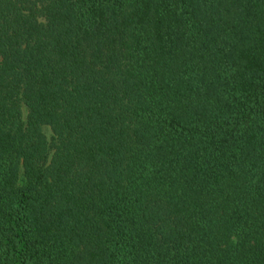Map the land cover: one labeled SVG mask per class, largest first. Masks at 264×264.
<instances>
[{
	"label": "trees",
	"instance_id": "trees-1",
	"mask_svg": "<svg viewBox=\"0 0 264 264\" xmlns=\"http://www.w3.org/2000/svg\"><path fill=\"white\" fill-rule=\"evenodd\" d=\"M0 264H264V0H0Z\"/></svg>",
	"mask_w": 264,
	"mask_h": 264
}]
</instances>
